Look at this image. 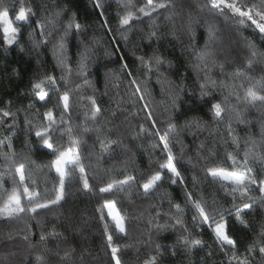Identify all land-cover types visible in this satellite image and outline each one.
Instances as JSON below:
<instances>
[{
  "label": "trees",
  "instance_id": "1",
  "mask_svg": "<svg viewBox=\"0 0 264 264\" xmlns=\"http://www.w3.org/2000/svg\"><path fill=\"white\" fill-rule=\"evenodd\" d=\"M97 2L101 8L96 7ZM167 2L169 8L153 13L155 23L152 18L142 17L121 29L120 15L129 10L141 15L138 9L146 0H0V10H8L13 20L21 6L34 13L28 23L17 25L20 33L16 44L6 46L0 34V109L16 113L0 123V141H3L0 205L7 199L6 193L18 189L22 205L27 207L23 187L15 175V167L21 163L25 165L26 176L30 174L36 181L35 185L31 180L26 181L28 186L54 198L59 180L47 166L54 153L42 147L35 136V126L45 123L44 113L50 109L59 118L63 109L58 97L65 89L70 92L71 118L68 124L58 125L53 140L61 150L75 148L67 133L69 124L72 126L73 136L81 140V161L90 184L85 192L80 174L75 172L59 205L35 214L25 211L19 218H0V264H37V256L43 264H114L105 235L106 223L122 264H144L153 255L157 256V264H238L245 257L251 264H264L259 252L264 246V237L260 236L264 230V202L260 200L259 186L249 184L251 190L243 197L239 193L229 195L221 187V181L207 175L209 167H234L227 159L228 153L242 161L251 152L254 156L249 159V166L258 178H264V159L257 158L264 157V106L259 101L253 104L245 100L247 89L264 80V34L246 17L234 15L227 8L222 11L211 8L209 0ZM235 2L247 10L253 5L259 7L264 0ZM58 12L59 17H55ZM51 18L54 26L48 23ZM242 19L243 25L239 23ZM190 20L191 31L187 27ZM70 22L73 27L65 35ZM75 22L82 25L78 34ZM209 26L215 28L211 41ZM153 31L155 36L151 35ZM62 37L72 75L67 84L59 83V91L47 85L49 98L40 102L32 94L31 85L46 73L60 80L62 68L54 49ZM206 44L212 55L205 63L196 54ZM86 48L89 50L85 61L87 73L77 76L80 54ZM138 57L150 61L151 71ZM157 58L161 61L158 65ZM237 71L245 76L234 79ZM206 73L216 83L201 97L200 86ZM133 79L136 85L131 83ZM137 85L142 92L146 88L151 93L145 100L162 134L167 131L168 117L173 118L176 128L169 133L170 143L185 181L173 185L166 178L147 196L139 184L159 170L166 154L162 152L159 137L148 134L156 129L146 118L148 113L140 94L136 93ZM257 92L264 95V89L258 88ZM88 95H94L101 108L94 120L91 105L80 99ZM225 97L227 110L222 114L223 119L214 120L211 104ZM229 122L237 138L235 143L229 134ZM85 124L89 128L87 132L83 131ZM141 125L146 129L143 134ZM101 126L104 132L100 138L107 135L119 142L110 153L99 148L94 129ZM6 154L11 163L4 159ZM125 173L134 175L137 182L125 191L100 193V187L106 186L111 178L123 179ZM231 187L228 185L229 190ZM187 193L206 201L214 213L224 212L228 234L237 244L236 259H232L230 246L225 245V250H221L207 225L193 223L195 210L187 201ZM106 199L115 200L122 215L127 217L126 234L116 232L106 209L105 219L101 220L100 209ZM246 203L252 205L242 212L247 226L236 220L233 207L243 208ZM175 205H180L183 211L177 213ZM157 211L178 215L184 224L173 227L174 220L163 214L156 217ZM150 220L162 227L148 230ZM185 238H199L203 246L189 250ZM250 246L254 248L251 253Z\"/></svg>",
  "mask_w": 264,
  "mask_h": 264
},
{
  "label": "snow or ice",
  "instance_id": "2",
  "mask_svg": "<svg viewBox=\"0 0 264 264\" xmlns=\"http://www.w3.org/2000/svg\"><path fill=\"white\" fill-rule=\"evenodd\" d=\"M211 8L223 10L225 8L229 9L234 15H237L241 18H247V20L251 21L253 25H255L256 29L259 30L261 34H264V3H262L259 7L253 5L247 10H243L241 6H239L235 0H209ZM171 5L167 2V0H146V3L143 7L138 9L141 15H136L133 11L129 10L126 14L120 15L119 26L121 29H126V26L130 25V23L136 19L139 20L142 17L152 18L153 23H155V19L153 18V13H159L160 9L169 8ZM97 8H101L102 5L97 2ZM32 10L30 8H25L21 6L15 15V19L13 21L10 18V14L8 10H0V34H2L4 44L6 46L11 47L12 45L18 42L17 37L20 33V28L17 26L18 24L28 23L29 16L32 15ZM60 13H56L55 17H59ZM257 17L259 19H257ZM49 24H53L54 26V18L48 20ZM192 21L190 20L187 27L188 30L192 29ZM239 23L242 25L245 24V21L242 19ZM38 27L43 28V24H38ZM73 22L68 24V28L65 31V35L72 29ZM75 30L77 34L82 30V25L78 22L74 23ZM215 28L214 26H209V41H211L214 35ZM43 35V33H42ZM151 35L155 36L156 32H151ZM46 42V41H45ZM88 49L86 48L83 53H81V60L79 62L78 68L75 72L77 76H85L87 73V67L85 61L88 58ZM66 52V43L64 38L62 37L56 48L54 49V55L58 59V63L60 64L62 71L60 80L58 81L54 74H44L42 78L35 80L31 85L32 94L40 101L45 102L50 95V90L47 89V85L54 86V90L59 91V83L62 81L65 84L68 83L71 75L72 68L68 65L66 61V56L64 53ZM197 59L205 62L208 57L212 55L209 50L208 45H205L203 50L197 52ZM143 63L149 65V71H151V63L150 61H144L143 57H138ZM161 61L159 58L156 59V64H160ZM252 61L249 60V64ZM126 67V66H125ZM222 67V65H221ZM245 73L237 71L234 73V79H238L240 77H244ZM132 84L136 85L137 81L133 79L131 81ZM215 81L211 80L210 77H207L205 82L201 84V97L207 95L206 89L209 86H215ZM264 89V80L256 81L251 87H249L245 93V100L247 103H255L257 101L260 102L261 106H264V95L258 94L257 89ZM136 93H139V99L144 103V110L148 113L147 119L152 121V128L156 129V131L148 132L149 135H155L159 137V144H161L162 152L166 154V161L159 163V170L154 171L151 175L148 176L146 180L139 184V187L143 189L145 196L149 195L155 188L160 186L161 182L164 179H170L173 185L179 182L180 184H184V177L182 176L176 161V157L173 152V148L171 147L169 133L170 131H174L176 125L171 116L168 117L166 121L167 131L163 134L160 132L155 118L153 117L150 108L148 107V101L145 100V96H150L151 93L147 92L145 88L143 92L141 88L137 85ZM239 99V97H237ZM80 99L86 100L93 110L92 119H95V116L101 112V108L98 105V102L94 95L81 96ZM59 104L62 105V112L59 114V118L54 114V110L50 109L44 113V121L39 126H35V136L41 142L42 147L48 149L49 151L54 153V159L51 160L50 164L47 165L50 169H53L58 177L59 183L58 187L54 189L55 196L54 198L49 197L47 194L39 193L35 187L30 188L26 181L31 180L32 184L35 185L36 181L32 179V176L29 174L26 176V168L23 163L19 164V166L15 167V175L19 177V184L23 187V197L27 201V207L22 205L21 194L18 189H14L10 193H6L7 199L0 205V218H19L21 213H25V211L30 213H38L39 210L49 209L51 206L59 205L61 201L65 199L66 195V185L70 179H74V173L79 172L80 182L82 183L83 190L87 192L90 189L89 180L86 175L85 166L81 161V152L79 151V146L81 144L80 138L73 136V128L69 124L67 128L68 139L71 145H74L75 148L69 147L67 149L61 150L55 146V141L53 140L52 134L57 132L58 125L68 124L70 120L71 113V104H70V92L65 89L63 93L58 97ZM173 104H175V100H173ZM32 105H29L31 108ZM227 110V97L224 98L223 101L213 102L211 104L210 112L213 116L214 120H222L223 113ZM16 113L12 112L8 109H0V123L3 122V118L15 117ZM237 119L239 121V113L237 112ZM15 122V121H13ZM243 122V121H240ZM28 124L31 121L27 122ZM187 126V125H186ZM229 134L233 135V142H237V138L232 132L231 122L228 125ZM84 132L89 131L87 124H85L83 128ZM94 131L98 134L97 139L99 141V148L104 153H110V150H113V145L119 146L118 141L112 140L107 135H104L103 138H100V134L104 132L103 126L96 127ZM146 132V129L143 125L140 126V133L143 134ZM9 141V148H11V140L10 137L7 138ZM3 141H0L2 144ZM254 156L253 153L248 152L245 154L244 159L241 161L237 158V156L233 153L227 154V159L232 162L234 167L232 169H228L224 166H216L209 167L207 169V175L211 176L213 180L221 181V187L225 189L226 194L232 195L235 193H239L242 197L247 195V193L251 190L249 189V184H257L259 186V191L261 193L260 200L264 202V178H258L254 174V170L251 166H249V159ZM259 159H264V157H257ZM5 160H9L11 163V158L9 155H4ZM165 170L168 174L165 176ZM195 180V177H193ZM136 177L134 175L124 174L123 179L111 178L110 181L104 187H100V193H113V192H121L125 191L126 188L131 187L133 183H136ZM228 185H231V189L229 190ZM3 188V185L0 184V189ZM251 199V197H250ZM187 201L192 205V208L195 210V214L193 215V223L197 225H207V227L213 233L215 240L221 246V250H225L224 246H230L232 249V259L237 258V253L235 251L237 244L236 241L230 237L228 234V222L224 212L214 213L207 207L206 201L202 199H194L191 193H187ZM235 208V216L236 220L247 226L246 222L242 217V212L244 209H251V204H244L243 208ZM177 213H181L183 210L180 205H175ZM107 210V218L112 221L116 232L118 234L124 235L126 234V221L127 217L122 215V210L117 207L115 200L106 199L103 204L101 211V220H104L105 217L103 215V211ZM167 215L171 219L174 220V226L183 225V219L178 215H173L171 213H161L160 211L156 212V217L161 215ZM230 214V213H229ZM153 227H162L159 223H153V220L149 221L148 230H151ZM187 231V228L184 229ZM111 229L109 225L105 224V235L108 241V247L111 251V259L114 264H122V261L119 257V249L116 246H113V235L110 234ZM261 237H264V230L260 233ZM43 239V237H41ZM11 239V237H10ZM184 244L187 246L189 250L197 247L203 246V241L199 238H194L189 240L188 238L184 239ZM254 251L253 247H249L248 252L251 253ZM259 252L261 257L264 258V246L259 248ZM173 254H175L173 252ZM227 254V252H226ZM37 264H43V261L40 256H37ZM144 264H157V256L153 255L149 259L145 260ZM238 264H251V262L245 257L242 260H238Z\"/></svg>",
  "mask_w": 264,
  "mask_h": 264
},
{
  "label": "rangeland",
  "instance_id": "3",
  "mask_svg": "<svg viewBox=\"0 0 264 264\" xmlns=\"http://www.w3.org/2000/svg\"><path fill=\"white\" fill-rule=\"evenodd\" d=\"M14 21V20H13Z\"/></svg>",
  "mask_w": 264,
  "mask_h": 264
}]
</instances>
